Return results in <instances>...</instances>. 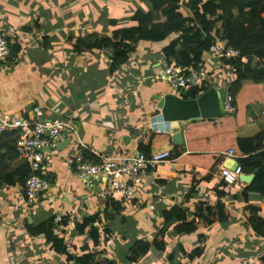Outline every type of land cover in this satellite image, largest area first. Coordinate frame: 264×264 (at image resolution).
<instances>
[{"label": "crops", "instance_id": "0c3cea01", "mask_svg": "<svg viewBox=\"0 0 264 264\" xmlns=\"http://www.w3.org/2000/svg\"><path fill=\"white\" fill-rule=\"evenodd\" d=\"M151 1L0 0V32L11 51L0 70V112L19 122L64 119L72 128L61 148L44 151L37 175L48 180L49 189L30 206L22 187L26 164L0 151V264H263L264 239L247 225L243 210L264 211V195L243 194L253 174L229 186L221 171L224 153L232 150L224 147L237 146L243 158L264 151V102H252L241 124L226 120L222 134L205 124L219 118L187 123L179 130L181 145H173L152 120L158 100L172 93L158 64L178 35L159 43L135 37L121 63L108 48H73L89 34L108 36L136 26L151 11ZM189 1L179 0L183 18ZM249 62L242 59L240 69ZM201 64L205 77L197 88H214L223 100L235 73L206 53ZM147 134L152 137L146 155L169 151L172 161L144 177L132 200L109 203L99 196L103 178L76 176L78 150L94 158L134 156ZM0 144L13 147L7 134ZM218 204L229 213L228 223L214 220ZM201 207L207 223L196 221L192 232L178 233L179 222L164 221L174 208L192 220ZM139 242L152 246L131 263L130 251Z\"/></svg>", "mask_w": 264, "mask_h": 264}, {"label": "trees", "instance_id": "16d2710c", "mask_svg": "<svg viewBox=\"0 0 264 264\" xmlns=\"http://www.w3.org/2000/svg\"><path fill=\"white\" fill-rule=\"evenodd\" d=\"M151 4V11L139 20L136 26L113 31L108 36L89 34L82 41L75 42L74 50L91 51L108 48L113 51L114 60L121 63L132 51L131 44L135 37H139L143 41L159 43L171 35H178V38L170 42L162 53L167 59L173 58L176 66L188 68L200 65L202 54L212 44H224L238 52L237 58L220 61L231 68L236 75L227 91L234 111L231 114H224V117L221 116L217 121L205 122V124L214 133L222 134L226 120H233L238 124L243 123L248 106L252 102H264V0H190L186 6L188 10L186 18H183L179 13V0H152ZM154 13L157 14V18L154 17ZM177 47L179 50L176 49ZM10 58L11 51L8 62ZM242 59H250L248 67L243 71L239 67ZM206 90L207 87L191 89L183 93L182 99H195ZM7 136L14 144L17 131L7 133ZM151 137L152 134L146 135L145 145L144 143L139 145L138 153L147 154L144 148L148 147ZM236 147H224L223 149H232L233 154L238 157V167L242 174H253L254 176L243 194L264 195V151L250 156L246 155L243 158L238 147L236 151ZM4 148L9 157L17 156L14 145L9 148L0 144V151ZM215 157L217 160L219 155L215 154ZM84 158L91 162L97 160L91 156H84ZM28 176L29 169L25 165L22 187ZM106 201L114 202L112 199ZM205 211L206 209L201 207L193 219L189 220L184 211L174 208L171 212L165 213L163 217L167 224L180 223L176 227L178 233H189L196 229V221L207 223ZM243 211L247 225L257 236L264 239V211L252 206H246ZM229 216L224 206L216 205L213 213L216 222L219 224L228 223ZM93 220L90 218L87 221L93 222ZM39 233L46 232L40 231ZM90 236L95 242L98 234L93 231ZM151 246L152 243L139 242L135 244L130 251L129 260L131 263L138 262ZM101 261L103 264H110L106 260Z\"/></svg>", "mask_w": 264, "mask_h": 264}, {"label": "built area", "instance_id": "2783aa9c", "mask_svg": "<svg viewBox=\"0 0 264 264\" xmlns=\"http://www.w3.org/2000/svg\"><path fill=\"white\" fill-rule=\"evenodd\" d=\"M211 60L228 61L238 57V52L221 43L212 44L205 52ZM10 57V49L6 36L0 32V70H5ZM162 80L169 86L171 94L180 96L190 89L197 88L205 77V68L201 65L183 68L175 65V61L164 57L159 62ZM4 68V69H3ZM224 114L233 113L232 101L226 93L223 99ZM35 112L38 108L34 109ZM17 131L14 149L17 157L29 166L30 174L24 182L25 205L32 202L49 189L47 179L39 177L44 151L54 152L59 143L72 128L64 119L30 120L27 122L15 121L10 115L0 112V140L11 132ZM81 146V145H80ZM227 159L237 160L232 150L224 153ZM96 162L87 161L82 150H78L74 157V169L77 177L85 179L101 177L106 181L105 188L100 193L103 200L130 201L134 198L135 190L144 177L152 176L154 168L162 162H171L169 151L144 155L137 153L134 156H122L118 153L109 157L97 156ZM242 175L239 167L231 172L222 169L221 177L225 184L231 186ZM60 216L55 217L59 222Z\"/></svg>", "mask_w": 264, "mask_h": 264}, {"label": "water", "instance_id": "95a60500", "mask_svg": "<svg viewBox=\"0 0 264 264\" xmlns=\"http://www.w3.org/2000/svg\"><path fill=\"white\" fill-rule=\"evenodd\" d=\"M156 109L159 110V114L152 120L155 131L169 134L173 145H181L179 130L187 123L218 119L224 114L223 100L214 88L192 100H184L180 96L170 93L158 100ZM64 143L60 142L57 149L61 148ZM223 167L234 172L237 164L235 160L227 159ZM240 176L248 181L252 178V176Z\"/></svg>", "mask_w": 264, "mask_h": 264}]
</instances>
